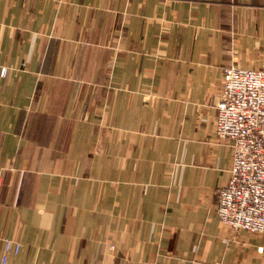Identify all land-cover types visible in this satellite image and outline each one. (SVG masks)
<instances>
[{"label": "crops", "instance_id": "crops-1", "mask_svg": "<svg viewBox=\"0 0 264 264\" xmlns=\"http://www.w3.org/2000/svg\"><path fill=\"white\" fill-rule=\"evenodd\" d=\"M231 67L264 0H0V264H264L216 212Z\"/></svg>", "mask_w": 264, "mask_h": 264}, {"label": "built area", "instance_id": "built-area-1", "mask_svg": "<svg viewBox=\"0 0 264 264\" xmlns=\"http://www.w3.org/2000/svg\"><path fill=\"white\" fill-rule=\"evenodd\" d=\"M6 68L0 69V76ZM215 133L230 143L232 163L226 185L218 192L216 212L232 230L264 232V71L231 67L224 73L216 103ZM18 242L5 241L2 264Z\"/></svg>", "mask_w": 264, "mask_h": 264}]
</instances>
